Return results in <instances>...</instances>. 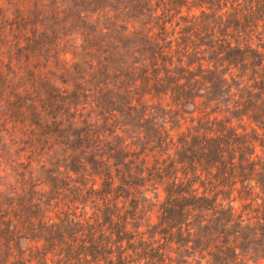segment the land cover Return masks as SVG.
<instances>
[{"label": "trees", "instance_id": "obj_1", "mask_svg": "<svg viewBox=\"0 0 264 264\" xmlns=\"http://www.w3.org/2000/svg\"><path fill=\"white\" fill-rule=\"evenodd\" d=\"M193 1L132 6L137 130L103 109L61 155L27 125L0 160V264H264V0Z\"/></svg>", "mask_w": 264, "mask_h": 264}, {"label": "rangeland", "instance_id": "obj_2", "mask_svg": "<svg viewBox=\"0 0 264 264\" xmlns=\"http://www.w3.org/2000/svg\"><path fill=\"white\" fill-rule=\"evenodd\" d=\"M195 4L199 0L193 1ZM136 0H0V160L11 167L27 125L56 136L64 155L82 120L112 109L137 130L138 109L119 93L141 54ZM129 25L124 27L125 21ZM124 78V79H123ZM129 80V79H127ZM129 82H132L129 80Z\"/></svg>", "mask_w": 264, "mask_h": 264}]
</instances>
